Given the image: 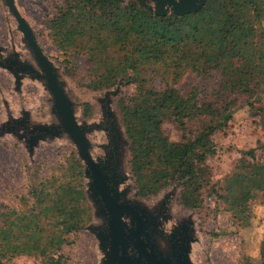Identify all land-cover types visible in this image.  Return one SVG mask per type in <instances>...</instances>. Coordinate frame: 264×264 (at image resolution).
Instances as JSON below:
<instances>
[{"label":"trees","instance_id":"16d2710c","mask_svg":"<svg viewBox=\"0 0 264 264\" xmlns=\"http://www.w3.org/2000/svg\"><path fill=\"white\" fill-rule=\"evenodd\" d=\"M264 0H205L195 11L158 14L140 0H64L46 26L54 46L61 50L83 51L90 63L85 87L109 88L133 84L135 91L117 101L127 139L128 166L134 195L147 197L172 184L179 188L178 202L189 209L202 202V189L216 196L221 208L237 225L251 219L249 203L259 197L264 203V154L247 165L237 166L219 187L209 184L206 159L215 152L211 139L215 130L231 117L230 92L264 98ZM161 67V69H160ZM186 71L211 80V96L203 85L183 97L172 83ZM145 72L165 80L164 87H148ZM203 86V87H202ZM208 86V88H211ZM252 108V103L248 100ZM86 116L87 103L82 105ZM264 128V101L255 106ZM207 118L193 130L186 122ZM169 119L180 130V139L171 141L160 124ZM264 150V142L260 143ZM264 152V151H263ZM63 175L51 174L58 190L72 191L83 205L85 217L76 216L63 224L62 210L45 209L46 178H36L19 198L18 210H0V250L13 256L20 250V236L30 227L46 243L53 238L66 242L88 219L84 206L82 163L69 155ZM56 203L63 198L56 194ZM87 215V217H86ZM216 235L215 233L212 234ZM256 261L264 264V234L258 243ZM57 264H71L57 259Z\"/></svg>","mask_w":264,"mask_h":264},{"label":"rangeland","instance_id":"374dc122","mask_svg":"<svg viewBox=\"0 0 264 264\" xmlns=\"http://www.w3.org/2000/svg\"><path fill=\"white\" fill-rule=\"evenodd\" d=\"M19 16L29 28L40 53L45 57L59 82L77 125L83 128L89 157L99 162L111 185L116 180L120 200L137 206L146 219L158 218V231L148 230L160 253H167L174 240L185 232L186 254L189 264H242L257 260L258 243L264 234V203L256 197L249 203L251 219L246 226L237 225L230 213L221 208L216 196L202 189V202L189 209L178 202L179 188L168 184L156 194L147 197L134 195L135 187L128 166L127 139L121 123L117 101L135 91L133 84L109 88L89 89L87 81L90 63L83 51H61L49 37L47 21L56 14L64 0H11ZM154 7V0H143ZM170 9L168 8L167 13ZM264 28V18L261 20ZM161 69V67H160ZM147 86L164 87L170 77L145 72ZM42 72L24 40L21 31L3 0H0V210H18L19 198L25 194L34 177L46 178L45 209L55 206L62 210L63 224H72L76 216L85 217L83 205L73 199V192L58 190L51 174L63 175L62 167L70 162L69 155L83 166L82 183L84 206L88 219L76 231L66 235V242L53 238L44 243L30 227L20 236V250L13 256H4L0 250V264H57L61 258L71 264H105L106 248L96 233H107L105 217L93 197L84 175L86 161L77 144L64 132H41L45 128L62 126V120L53 111V99ZM211 80L186 71L172 83L185 97L193 87H207L204 94L211 96ZM202 86V87H203ZM210 86L211 88H208ZM231 102V117L211 136L215 152L206 159L210 169L209 184L219 187L237 166L247 165L264 154L261 117L254 114L255 106L264 101L262 96L246 99V95L224 93ZM252 103V108L248 105ZM87 103L88 114L82 115ZM207 118L187 121L190 130ZM160 127L171 141L180 139V130L169 119ZM111 175L115 178L111 180ZM59 194L63 201L56 203ZM87 217V215H86ZM216 235H212V234Z\"/></svg>","mask_w":264,"mask_h":264},{"label":"water","instance_id":"95a60500","mask_svg":"<svg viewBox=\"0 0 264 264\" xmlns=\"http://www.w3.org/2000/svg\"><path fill=\"white\" fill-rule=\"evenodd\" d=\"M7 9L16 21L18 29L21 31L24 40L30 48L41 72V77L52 96L53 111L62 120L61 128H45L41 132L64 131L78 146L81 157L86 161L84 175L87 178V185L100 206V211L105 217L107 233H96L101 245L106 248L105 264H137L139 260L143 264H189L186 254L185 232L182 228L181 234L174 240L167 253H160L156 245L148 234V230L158 231V218L146 219L145 214L140 209L119 199L116 190V180L109 186L108 179L99 162L92 160L87 151V143L82 136L83 128L76 124L70 104L65 94L56 80L51 65L40 53L35 41L32 38L29 28L19 16L11 0H3ZM143 1V0H140ZM205 0H154L153 9L148 8L158 14H165L168 8L171 12L182 15L198 9ZM122 216L130 219V227L121 221ZM130 233L132 237H130ZM129 234V235H128ZM130 244V252L134 251L136 259L133 260L126 253V241ZM147 249V250H146Z\"/></svg>","mask_w":264,"mask_h":264},{"label":"flooded vegetation","instance_id":"af4514ba","mask_svg":"<svg viewBox=\"0 0 264 264\" xmlns=\"http://www.w3.org/2000/svg\"><path fill=\"white\" fill-rule=\"evenodd\" d=\"M113 178H115L114 175H111V180H113ZM107 184L110 186L109 183H107ZM111 184H112V182H111ZM121 221H122V222L124 223V225L126 226V229H127L128 227L131 226V225H130V219H129L127 216H122V217H121ZM128 229H129V228H128ZM128 235H129V234H128ZM129 236L132 237V234L130 233ZM125 250H126V253H128L129 256H130L133 260L136 259V254L134 253V251L130 252V244L128 243V240L126 241V248H125ZM146 250H147V249H146ZM137 264H143V263H142L141 260H139V261L137 262Z\"/></svg>","mask_w":264,"mask_h":264}]
</instances>
